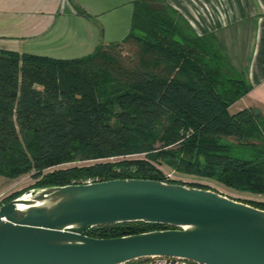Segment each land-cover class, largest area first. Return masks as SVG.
<instances>
[{"label": "trees", "instance_id": "16d2710c", "mask_svg": "<svg viewBox=\"0 0 264 264\" xmlns=\"http://www.w3.org/2000/svg\"><path fill=\"white\" fill-rule=\"evenodd\" d=\"M129 45L136 60L122 69L113 51ZM249 90L215 33L199 35L165 0H134L128 34L87 56L0 51V175L31 173L33 188L150 179L222 194L167 180L158 163L264 197V118L230 110ZM135 155L144 157L42 173L70 161ZM230 198L264 210V201ZM162 229L169 227L135 222L85 235Z\"/></svg>", "mask_w": 264, "mask_h": 264}, {"label": "water", "instance_id": "95a60500", "mask_svg": "<svg viewBox=\"0 0 264 264\" xmlns=\"http://www.w3.org/2000/svg\"><path fill=\"white\" fill-rule=\"evenodd\" d=\"M169 229L90 238L97 227ZM264 264V210L213 190L150 179L38 187L0 205V264Z\"/></svg>", "mask_w": 264, "mask_h": 264}, {"label": "crops", "instance_id": "0c3cea01", "mask_svg": "<svg viewBox=\"0 0 264 264\" xmlns=\"http://www.w3.org/2000/svg\"><path fill=\"white\" fill-rule=\"evenodd\" d=\"M133 2L0 0V51L68 60L87 56L98 46L119 42L128 34ZM167 3L183 14L199 35L205 34L192 14L178 8L176 2ZM214 3L223 7L226 18L218 19L222 23L214 21L211 30L250 87L230 110L250 109L264 117V0Z\"/></svg>", "mask_w": 264, "mask_h": 264}, {"label": "rangeland", "instance_id": "374dc122", "mask_svg": "<svg viewBox=\"0 0 264 264\" xmlns=\"http://www.w3.org/2000/svg\"><path fill=\"white\" fill-rule=\"evenodd\" d=\"M167 2H176L178 8L181 7L183 10L188 11L189 14H192L200 30H204L205 34L214 33L211 29L214 28L216 22L222 23V19L226 18L224 16V9L221 5L214 3L215 0H194V4L190 0H166ZM190 1V2H189ZM190 3V4H189ZM182 4V6H181ZM180 5V6H179ZM183 15V14H182ZM184 16V15H183ZM185 17V16H184ZM218 21V19H220ZM187 20V19H186ZM215 21V24H214ZM224 22V21H223ZM213 25V26H212ZM135 46H125L124 48H115L113 53L118 57L119 67L122 69L128 68L133 61L136 60ZM264 118V117H263ZM226 141H230L227 139ZM232 142V140H231ZM236 153L238 149L234 148ZM143 155L128 156L126 158H116V159H106V160H76L70 161L64 164H60L54 167L46 168L43 170V174L52 172L60 169L68 168H79L82 166H91L97 163H117V161L122 160H133V159H143ZM158 170L161 171L163 177L167 180L180 182L183 184H201L208 186L214 190L222 192L223 194H228L233 196V198L241 200H251V201H264V197L260 195H253L247 192L236 191L233 189L226 188L214 181L205 180L200 178L195 174H187L186 172L177 171L168 167L167 165L154 163ZM36 179L32 177L31 173L22 174L15 178H7L0 175V205L7 202L11 196L18 194H23L33 189V185L36 183Z\"/></svg>", "mask_w": 264, "mask_h": 264}, {"label": "built area", "instance_id": "2783aa9c", "mask_svg": "<svg viewBox=\"0 0 264 264\" xmlns=\"http://www.w3.org/2000/svg\"><path fill=\"white\" fill-rule=\"evenodd\" d=\"M91 182L93 181L87 180L84 181L82 184L91 183ZM131 264H195V263L186 260L176 259V258L154 257V258H148L137 262H133Z\"/></svg>", "mask_w": 264, "mask_h": 264}]
</instances>
